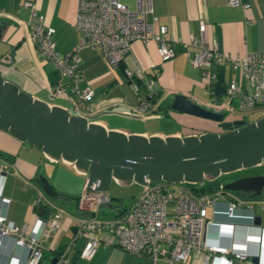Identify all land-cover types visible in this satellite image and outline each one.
<instances>
[{"label":"crops","instance_id":"crops-1","mask_svg":"<svg viewBox=\"0 0 264 264\" xmlns=\"http://www.w3.org/2000/svg\"><path fill=\"white\" fill-rule=\"evenodd\" d=\"M23 1L0 0V72L31 95L48 103L60 104L74 112L67 97L51 95L49 92L56 77L55 67L41 55L34 38L20 21L28 17V7ZM31 1L43 14L44 20L54 27L51 38L56 51H68L79 37V31L74 25L77 0ZM122 1L133 5L135 0ZM244 3L247 5H242ZM152 7L157 23L166 26V35L173 49V55L169 58H160L153 40L143 43L138 38L131 41V51L125 60L115 65H110L96 47L83 46L78 50V68L81 75L78 85L87 84L92 88L93 94L89 100L96 106L95 110L88 114V118L102 123L105 127L146 135H181L205 129L217 130L214 119L169 106V96L172 92L185 93L191 99L223 97L222 92L219 95L204 92L201 69L190 63V56L197 47L184 41L190 34L198 35V18L201 15L204 21L203 35L207 43L214 40L220 50L232 55L248 50H264V0H239L237 3H230L228 0H152ZM133 58L140 66L154 73L153 86L157 94L152 100V107L144 115L129 111V104L135 102L136 94L123 67L125 62L131 65ZM231 72L228 66H223V83ZM236 78L239 79V75H236ZM132 80L138 85L137 91L143 94L145 91L142 81L136 78ZM104 109L117 111L96 115ZM134 117L138 119L133 120ZM236 117L244 116L236 113L226 115L228 119ZM164 122L170 123L164 125ZM165 126H168L167 129H164ZM0 163L5 167L0 170V212L4 213L9 221L23 224L27 231L40 232V217L43 216L38 211V205L33 203L36 193H42L51 205L62 206L44 195L37 181L38 175L42 174L47 178L56 197L66 201L73 199L74 209H65L62 206L64 212L61 225L63 219L64 225L69 223L70 227L50 230L47 247L43 250L40 261L47 260L51 255H58L66 247L67 259L74 255V264H164L162 258L153 259L149 255L132 253L113 244H99L90 257L79 256L83 237L75 231L74 219L80 213L77 199L85 174L76 170L72 162L51 158L40 147L0 127ZM59 164L72 168L75 174L83 175L79 191L78 183L75 186L69 182L62 186L55 183V168ZM138 190L139 187L135 194ZM229 194L231 197H250L233 190H229ZM254 197L264 199V194ZM109 201L110 206H113L110 216L127 208L121 206L115 197L109 196ZM249 211L244 205L229 211L226 208L225 196H220L216 202L206 207V217L217 220L218 223H206L204 238L254 253L257 255L258 264H264V209L259 204L251 208L253 215H259L258 223L248 216ZM26 253V247L15 243L10 234L0 233V264L21 263ZM214 254L211 253L209 261L206 262L202 252L191 251L184 260H176L172 264H216Z\"/></svg>","mask_w":264,"mask_h":264},{"label":"built area","instance_id":"built-area-1","mask_svg":"<svg viewBox=\"0 0 264 264\" xmlns=\"http://www.w3.org/2000/svg\"><path fill=\"white\" fill-rule=\"evenodd\" d=\"M22 3L28 7V17L20 21L34 38L41 55L55 67L56 77L49 92L51 95L67 97L75 113L88 117L96 108L89 100L93 94L92 88L87 84L78 85L81 77L78 50L81 47L98 48L110 65L125 60L134 38L143 43L153 40L161 59L173 55L166 26L157 23L152 0H135L133 5L122 0H77L74 25L79 31V37L64 53H58L54 48L51 38L54 27L44 20L35 4L31 0H24ZM242 5L246 6L247 3ZM203 31L204 21L199 15L198 35L190 34L184 42L197 47L190 56V63L201 69L204 92H213L218 66L226 65L232 72L224 83L223 97L192 99L206 108L221 111L224 115H241L244 111L255 108L263 110L264 114V50H248L232 55L220 50L214 40L207 43ZM132 60L131 65L125 62L123 67L136 94L135 102L129 104V111L144 115L152 107L151 97L157 94L153 86L154 73L147 72L134 58ZM236 75L240 78L237 79ZM133 78L142 81L145 91L143 94L137 91L138 85ZM4 169V164L0 163V170ZM220 196H225L229 211L241 205L247 207L250 218L253 217L251 208L255 204L264 209L263 198L231 197L229 190L223 187V182L206 190L193 189L185 181L146 178L124 211L103 218L98 217L95 210L99 204L109 200V195L103 190L85 189L83 184L77 199L81 212L74 219L75 231L83 237L78 254L90 257L97 245L113 244L132 253L149 255L153 259L162 258L164 264L184 260L191 251L202 252L206 262L209 261L210 254L215 253L216 264H258L251 259L254 253L204 238L206 223H218L217 220L206 217V207L216 202ZM33 203L47 204L45 214L40 217V232L27 231L23 224L9 221L0 212V233L10 234L15 243L25 246L27 250L23 262L16 264H37L47 247L50 230L61 224L62 209L51 205L42 193H36ZM66 252L65 247L57 255L58 261L65 263Z\"/></svg>","mask_w":264,"mask_h":264},{"label":"water","instance_id":"water-1","mask_svg":"<svg viewBox=\"0 0 264 264\" xmlns=\"http://www.w3.org/2000/svg\"><path fill=\"white\" fill-rule=\"evenodd\" d=\"M223 66H218L213 93L224 90ZM170 108L217 120L221 130L160 135L105 127L68 108L48 103L6 79L0 72V127L38 146L49 157L72 162L85 174L84 188L107 192L110 181L139 184L151 180L201 182L220 172L264 162V114L255 118L228 119L223 112L204 107L187 94L172 92ZM117 111L104 109L96 113ZM43 191L54 194L52 185L40 174ZM264 173L241 175L223 182L236 192L259 195ZM44 209L39 206V213ZM254 222L259 215L254 214ZM251 259L257 261V255ZM39 264H64L56 254Z\"/></svg>","mask_w":264,"mask_h":264},{"label":"rangeland","instance_id":"rangeland-1","mask_svg":"<svg viewBox=\"0 0 264 264\" xmlns=\"http://www.w3.org/2000/svg\"><path fill=\"white\" fill-rule=\"evenodd\" d=\"M59 101H61V100H59ZM262 112H263V110L258 111V108H255V109L244 111L242 113V116H244L245 118H255L259 114L262 115ZM102 114H104V113H102ZM111 114L117 115L118 113H111ZM226 115H227V113L224 115V117H226ZM137 119H138L137 117L133 118V120H137ZM166 123H170V122H164V125ZM167 127L168 126H165L164 129H167ZM55 169H56V172L54 175L55 176L54 181L58 186H62L64 183H68V182L71 185L75 186V184L78 183L79 188L77 190L78 191L80 190L81 182L83 179V175L81 173L75 174V172H73L72 168H66L63 164L57 165ZM254 173H264V162H260V163L245 166V167L236 168V169L226 171V172H220L218 175H216L213 178H204L201 182H196V181L192 182V183L190 181H186V182L189 186H197V187L203 186L204 189L207 190L208 188H215L220 182H225L233 176L244 175V174L245 175L246 174H254ZM139 185L140 184L135 182V181L123 183V182H120L116 179H112L110 181L109 188L107 189V194L109 196L115 197L118 200V202H120L121 206H128L130 204V202L132 201V198H133L135 192L137 191L138 187H140ZM42 192L44 193V195L49 200L57 201L65 209L69 208L70 210H72L75 208L73 199L71 201H66V200L60 199L59 197H56L54 194L49 195V194L45 193L43 190H42ZM109 202L110 201L107 200V201L99 204L96 207L95 212L98 216H103V217L108 216L109 217L112 214L113 206H110ZM63 207L61 208L62 211L64 209ZM65 227L69 228L70 224L68 223L67 225H64V221L62 219V225H61V227L59 226V228L63 229ZM55 230H57V228ZM49 240H50V238H49Z\"/></svg>","mask_w":264,"mask_h":264},{"label":"trees","instance_id":"trees-1","mask_svg":"<svg viewBox=\"0 0 264 264\" xmlns=\"http://www.w3.org/2000/svg\"><path fill=\"white\" fill-rule=\"evenodd\" d=\"M147 72H149L148 70H146ZM139 80V79H138ZM156 95H154V96H152L151 98H152V100L154 99V97H155ZM215 121V125H216V129L217 130H221L223 127L219 124V122L217 121V120H214ZM190 187H192L193 189H204V187L203 186H200V187H197V186H190ZM241 193H243V194H250L251 193V191H240ZM261 195H263L264 194V190H262V192L260 193ZM39 206L40 205H38L37 207H38V209H39ZM44 206V209L40 212V215L41 216H43L44 214H45V210L47 209V204H45V205H43ZM79 209V208H78ZM80 211V210H79ZM81 212V211H80ZM68 256V255H67ZM74 255H71V256H69V258L65 261V263L64 264H74ZM39 262H40V259H39V261H38V263L37 264H39Z\"/></svg>","mask_w":264,"mask_h":264},{"label":"flooded vegetation","instance_id":"flooded-vegetation-1","mask_svg":"<svg viewBox=\"0 0 264 264\" xmlns=\"http://www.w3.org/2000/svg\"><path fill=\"white\" fill-rule=\"evenodd\" d=\"M244 175H245V174H244ZM238 176H241V175L233 176V177H231L230 179L235 178V177H238ZM262 190H264V186L262 187Z\"/></svg>","mask_w":264,"mask_h":264}]
</instances>
